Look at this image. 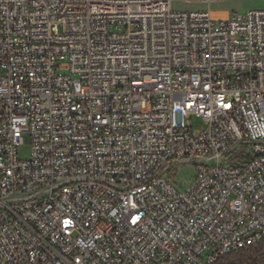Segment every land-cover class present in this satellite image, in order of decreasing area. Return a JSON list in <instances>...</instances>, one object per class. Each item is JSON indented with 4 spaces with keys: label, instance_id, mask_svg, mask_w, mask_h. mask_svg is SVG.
I'll return each instance as SVG.
<instances>
[{
    "label": "built area",
    "instance_id": "built-area-1",
    "mask_svg": "<svg viewBox=\"0 0 264 264\" xmlns=\"http://www.w3.org/2000/svg\"><path fill=\"white\" fill-rule=\"evenodd\" d=\"M227 1L0 0V264H215L264 240V9Z\"/></svg>",
    "mask_w": 264,
    "mask_h": 264
},
{
    "label": "rangeland",
    "instance_id": "rangeland-1",
    "mask_svg": "<svg viewBox=\"0 0 264 264\" xmlns=\"http://www.w3.org/2000/svg\"><path fill=\"white\" fill-rule=\"evenodd\" d=\"M180 9H187V10H204L207 8L203 5H182L179 4L176 6ZM211 11L213 13L218 14L221 17H225L229 15V13L236 12V13H244L249 10L254 9H264V1L262 0H230L224 3H219L212 5L210 7ZM186 125L188 128L192 129L194 132H203L205 130V122L202 118L196 117L195 115H189V117L186 119ZM25 142L24 144L19 148V157L21 159H27L30 151V141L28 137H24ZM188 176H185L183 178H180L178 181L186 185L189 183L190 179L187 178Z\"/></svg>",
    "mask_w": 264,
    "mask_h": 264
},
{
    "label": "trees",
    "instance_id": "trees-1",
    "mask_svg": "<svg viewBox=\"0 0 264 264\" xmlns=\"http://www.w3.org/2000/svg\"><path fill=\"white\" fill-rule=\"evenodd\" d=\"M215 264H264V240L253 247L230 253Z\"/></svg>",
    "mask_w": 264,
    "mask_h": 264
}]
</instances>
